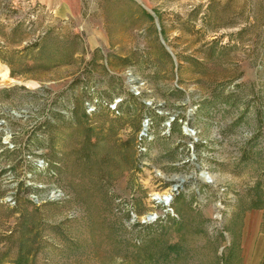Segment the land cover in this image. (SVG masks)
Here are the masks:
<instances>
[{
    "label": "rangeland",
    "instance_id": "374dc122",
    "mask_svg": "<svg viewBox=\"0 0 264 264\" xmlns=\"http://www.w3.org/2000/svg\"><path fill=\"white\" fill-rule=\"evenodd\" d=\"M47 1L0 0V264H252L264 0Z\"/></svg>",
    "mask_w": 264,
    "mask_h": 264
},
{
    "label": "bare ground",
    "instance_id": "6f19581e",
    "mask_svg": "<svg viewBox=\"0 0 264 264\" xmlns=\"http://www.w3.org/2000/svg\"><path fill=\"white\" fill-rule=\"evenodd\" d=\"M138 80H139V78L137 76H134V75L130 76V78H129V82L134 89L139 88L136 85V82ZM186 132H187V134L193 136L194 138H196V136H197V132L193 129L188 128V129H186ZM202 177L205 180H208V179L213 180L214 179L212 175H210L209 173L207 174L205 172L203 173ZM154 196H155V200L158 201L160 199L161 201H158V202L162 203V204H166V205H169L172 202V198H173V195L171 196L172 198H170V193H164V194L156 193ZM152 216H151V218H153Z\"/></svg>",
    "mask_w": 264,
    "mask_h": 264
},
{
    "label": "crops",
    "instance_id": "0c3cea01",
    "mask_svg": "<svg viewBox=\"0 0 264 264\" xmlns=\"http://www.w3.org/2000/svg\"><path fill=\"white\" fill-rule=\"evenodd\" d=\"M50 2L53 1H64V0H48ZM47 1V2H48ZM252 237L254 240L256 238L258 239L257 243H252L251 247H257L259 251H257V254L253 257L252 264H264V230H260L259 227L255 229V231L252 230Z\"/></svg>",
    "mask_w": 264,
    "mask_h": 264
},
{
    "label": "water",
    "instance_id": "95a60500",
    "mask_svg": "<svg viewBox=\"0 0 264 264\" xmlns=\"http://www.w3.org/2000/svg\"><path fill=\"white\" fill-rule=\"evenodd\" d=\"M148 104H150V103H148ZM204 172L208 174L207 171H203V172L201 173V176L203 175ZM208 181H212V180H211V179H208ZM178 186H179V185L176 184L175 187H174V189H177ZM171 196H172V195H170V198H172ZM158 201H161V200L159 199ZM149 219H153V218L150 217Z\"/></svg>",
    "mask_w": 264,
    "mask_h": 264
},
{
    "label": "built area",
    "instance_id": "2783aa9c",
    "mask_svg": "<svg viewBox=\"0 0 264 264\" xmlns=\"http://www.w3.org/2000/svg\"><path fill=\"white\" fill-rule=\"evenodd\" d=\"M115 109H116V107H115Z\"/></svg>",
    "mask_w": 264,
    "mask_h": 264
},
{
    "label": "trees",
    "instance_id": "16d2710c",
    "mask_svg": "<svg viewBox=\"0 0 264 264\" xmlns=\"http://www.w3.org/2000/svg\"><path fill=\"white\" fill-rule=\"evenodd\" d=\"M178 245V244H177ZM179 247V246H178Z\"/></svg>",
    "mask_w": 264,
    "mask_h": 264
}]
</instances>
